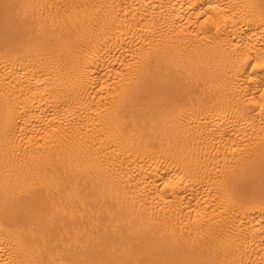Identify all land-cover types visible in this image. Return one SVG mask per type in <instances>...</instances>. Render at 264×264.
<instances>
[{
  "label": "bare ground",
  "instance_id": "1",
  "mask_svg": "<svg viewBox=\"0 0 264 264\" xmlns=\"http://www.w3.org/2000/svg\"><path fill=\"white\" fill-rule=\"evenodd\" d=\"M0 264H264V0H0Z\"/></svg>",
  "mask_w": 264,
  "mask_h": 264
}]
</instances>
